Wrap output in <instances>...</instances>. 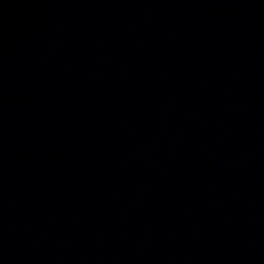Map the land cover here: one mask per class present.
<instances>
[{"label":"water","instance_id":"95a60500","mask_svg":"<svg viewBox=\"0 0 264 264\" xmlns=\"http://www.w3.org/2000/svg\"><path fill=\"white\" fill-rule=\"evenodd\" d=\"M0 264H264V0H0Z\"/></svg>","mask_w":264,"mask_h":264}]
</instances>
